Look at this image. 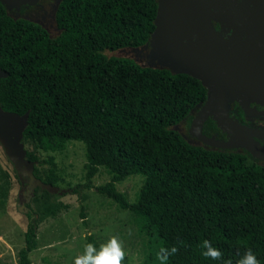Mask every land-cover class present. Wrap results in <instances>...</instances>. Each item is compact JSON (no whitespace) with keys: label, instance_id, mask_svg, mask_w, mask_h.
<instances>
[{"label":"trees","instance_id":"16d2710c","mask_svg":"<svg viewBox=\"0 0 264 264\" xmlns=\"http://www.w3.org/2000/svg\"><path fill=\"white\" fill-rule=\"evenodd\" d=\"M157 9L158 0H63L54 37L14 20L0 3V66L7 72L0 104L29 112L23 143L46 183L62 177L55 156L39 152L84 143L85 181L71 190L94 187L106 169L110 179L96 189L134 214L146 236L142 264H160L156 253L173 245L179 251L168 264H222L201 255L205 239L233 264L248 248L264 264V164L247 152L192 144L175 128L206 100V87L188 74L103 52L146 44ZM131 175L143 177L135 201L117 188ZM80 215L86 226L84 205ZM27 218L19 264H33L38 247L37 214ZM87 243L101 245L91 233ZM123 264H131L127 256Z\"/></svg>","mask_w":264,"mask_h":264},{"label":"water","instance_id":"95a60500","mask_svg":"<svg viewBox=\"0 0 264 264\" xmlns=\"http://www.w3.org/2000/svg\"><path fill=\"white\" fill-rule=\"evenodd\" d=\"M154 23L149 41L141 46L148 49L147 65L188 74L207 89V98L198 104L191 121L190 135L197 138L198 145L245 151L264 164V145L256 139L264 137V129L230 116L234 101L247 115L264 116V110L250 106L251 102L264 104V0H158ZM223 32L229 33L227 38ZM6 76L0 66V80ZM28 118L29 112L19 114L0 104V143L21 181L26 182V202L38 187L52 193L65 192L35 175L36 162L27 158L23 143ZM209 118L228 139L203 132Z\"/></svg>","mask_w":264,"mask_h":264},{"label":"rangeland","instance_id":"374dc122","mask_svg":"<svg viewBox=\"0 0 264 264\" xmlns=\"http://www.w3.org/2000/svg\"><path fill=\"white\" fill-rule=\"evenodd\" d=\"M57 35L58 33L52 34L54 37ZM147 50L142 47H124L106 49L103 52L109 57H130L142 65H147ZM192 118L193 115L190 114L175 128L190 143L198 144L189 135ZM39 154L42 158L55 156L62 177L56 186L65 189V192L52 193L38 187L31 200L26 202L25 183L21 181L0 143V264H19L18 252L24 245L27 214L30 211L35 212L38 218V247L30 254L33 264H73L74 258L83 254L85 236L89 233L101 244L116 236L131 264H142L146 236L138 231L134 214L120 209L112 199L96 189V186L110 179L106 169L101 167L100 172L93 178L94 187L82 189L79 194L71 190L85 181L87 157L84 143L69 140L62 151H41ZM142 183L141 175H131L118 182L117 188L130 201H135ZM82 205L85 206L88 223L86 226L80 215Z\"/></svg>","mask_w":264,"mask_h":264},{"label":"flooded vegetation","instance_id":"af4514ba","mask_svg":"<svg viewBox=\"0 0 264 264\" xmlns=\"http://www.w3.org/2000/svg\"><path fill=\"white\" fill-rule=\"evenodd\" d=\"M62 1L63 0H0V3L4 7L7 15L14 20H27L33 22L44 28L48 34L52 36L53 33L59 34L61 32V28L57 23V12ZM214 25L218 30L221 29L218 22H215ZM223 35L227 38L229 33L223 32ZM250 106L254 109H257L258 111L264 110V104L261 103L251 102ZM193 109V112L190 114H192L194 117L197 109H199L198 105ZM230 116L234 119H238L239 122L250 127L264 129V116H255L251 114L247 115L244 108L238 101L231 103ZM203 132L209 136H215L219 139H228L227 134L218 127L212 118H209L205 122ZM192 138L198 142L196 137ZM256 139L260 141L262 145H264V137ZM24 183L26 187V182Z\"/></svg>","mask_w":264,"mask_h":264},{"label":"clouds","instance_id":"9594fccd","mask_svg":"<svg viewBox=\"0 0 264 264\" xmlns=\"http://www.w3.org/2000/svg\"><path fill=\"white\" fill-rule=\"evenodd\" d=\"M179 244L182 246L184 242L181 240ZM199 248L201 249V255L205 259H211L216 261H222V264H233L231 259L224 260L223 252L214 247L212 242L205 239L203 240ZM179 251V247L173 245L171 247H161L156 253V259L160 264H168L170 257L176 255ZM126 252L122 246L121 241L116 237H110L107 242L101 244L99 248L93 243H87L84 246L83 254L77 255L74 258L73 264H123ZM236 264H260L257 256L251 248L239 257Z\"/></svg>","mask_w":264,"mask_h":264}]
</instances>
